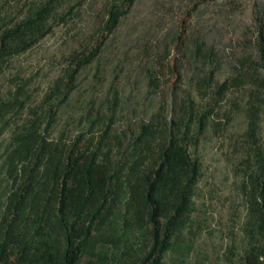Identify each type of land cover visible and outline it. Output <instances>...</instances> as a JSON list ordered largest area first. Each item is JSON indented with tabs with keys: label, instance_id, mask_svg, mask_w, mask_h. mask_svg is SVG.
<instances>
[{
	"label": "trees",
	"instance_id": "16d2710c",
	"mask_svg": "<svg viewBox=\"0 0 264 264\" xmlns=\"http://www.w3.org/2000/svg\"><path fill=\"white\" fill-rule=\"evenodd\" d=\"M136 1L112 4L99 29L107 32L69 53L65 75L53 87L56 97L63 88L62 100L68 97L71 81L99 56L108 35ZM3 2L0 68L49 32L62 1L32 4L21 15L4 13ZM187 34L180 30L173 35ZM258 52L264 66L263 27ZM165 54L170 70L178 73L170 86L173 90L184 76L178 57L172 64L171 50ZM239 62L237 75L214 89L218 96L242 89L247 58ZM160 75L150 70L154 87L160 85ZM209 76L204 75L202 82L210 89ZM257 76L260 87L252 90V99L258 97L264 115V76ZM205 87L201 94L211 91ZM165 90L159 109L141 117L133 133H113L111 111L103 117L101 133L79 131L74 136L54 135L58 109L50 100L31 107L22 85L0 95V133L9 123L14 125L2 152L7 188L0 209V264H167L186 224L200 173V161L189 143L197 140L206 117L189 92L177 108ZM250 112V127L255 130L257 118ZM193 121L199 127L195 136ZM257 159V169L249 173L251 240L241 264H264V153Z\"/></svg>",
	"mask_w": 264,
	"mask_h": 264
},
{
	"label": "rangeland",
	"instance_id": "374dc122",
	"mask_svg": "<svg viewBox=\"0 0 264 264\" xmlns=\"http://www.w3.org/2000/svg\"><path fill=\"white\" fill-rule=\"evenodd\" d=\"M1 1L4 13L21 15L44 0ZM61 1L49 32L0 68V95L22 85L31 107L50 100L58 109L54 135L74 136L79 131L101 133L103 117L111 111L113 133L131 134L141 117L159 109L165 89L177 108L189 92L206 117L197 140L189 143L200 161V173L186 224L167 264H241L251 240L249 173L264 153V115L258 97L252 99V90L260 87L254 76H264L258 52L264 0H137L108 35L99 56L71 81L72 90L63 100L65 88L56 97L53 87L65 75L66 57L107 32L99 29L107 8L119 0ZM180 30L188 34L175 38ZM168 49L172 64L178 57L184 76L175 90L170 86L178 73L170 70ZM240 58H247L242 89L218 96L214 89L237 75ZM150 70L161 74L158 87L150 83ZM208 74L210 89L202 82ZM204 87L211 91L201 94ZM249 112L257 118L255 130ZM192 125L195 136L197 121ZM13 127L9 123L0 133V209L7 188L2 152Z\"/></svg>",
	"mask_w": 264,
	"mask_h": 264
}]
</instances>
